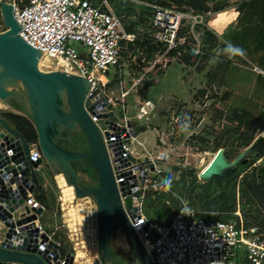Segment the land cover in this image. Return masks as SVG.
I'll return each mask as SVG.
<instances>
[{
  "label": "built area",
  "instance_id": "1",
  "mask_svg": "<svg viewBox=\"0 0 264 264\" xmlns=\"http://www.w3.org/2000/svg\"><path fill=\"white\" fill-rule=\"evenodd\" d=\"M5 2L13 4L21 27L20 35L28 44L40 51L54 50V55L69 57L71 63H80L90 87L98 91L97 98L103 96L108 101L107 110L100 109L99 112L107 115L111 112L113 119L91 118L101 130L114 175L120 177V188L121 183L137 188L131 195L133 208L138 209L135 213L137 219L133 221L128 216L150 256L151 264H238L237 257L241 254L244 255V264H264V231L258 224L246 226L243 221L238 225L232 220H207L186 202L166 224L150 222L143 210L148 188L165 191L168 186L162 178L159 158L141 160L132 148L134 143H139L140 127L148 126L149 118L153 117L156 103L149 98L136 100V113L130 116L128 98L130 94L137 93V88L158 67L164 70L170 62L179 60L182 55L179 48L186 42V38L179 37L186 14L148 4L154 9L151 46L156 51L150 54L146 46L139 47L140 56L136 61L131 50L143 40L138 34L127 32L123 17L116 14L108 0ZM120 63L119 93L114 96V92L105 91L104 83L108 81L103 78L110 71V66ZM254 71L264 75L261 68L254 67ZM126 77L131 78L129 89L125 87ZM5 134L9 136L11 145L16 142L17 138ZM2 142L3 138L0 144ZM161 142L164 143L163 139ZM29 144L34 147L28 155L17 150L16 146L5 145L1 151L0 199L2 194L8 197V190L13 188L19 191L23 202L11 210L0 201V246L6 248L11 243L35 249V253L44 255L49 264H68V255L71 254L73 264H77L76 247L67 255L63 254L62 243L42 224L48 208L39 198V189L45 188V184L40 181L35 185L32 174L38 175L42 171L45 159L37 142ZM115 150L119 155H115ZM8 222L14 224L13 233H10ZM120 230L123 228L119 227L116 232ZM97 258L98 253L88 264H94Z\"/></svg>",
  "mask_w": 264,
  "mask_h": 264
},
{
  "label": "rangeland",
  "instance_id": "2",
  "mask_svg": "<svg viewBox=\"0 0 264 264\" xmlns=\"http://www.w3.org/2000/svg\"><path fill=\"white\" fill-rule=\"evenodd\" d=\"M129 1L145 4L140 0ZM250 1L248 0V4ZM240 7L238 3H229L222 12L211 13L207 17L186 14L187 17L182 24L185 30L189 28L186 35L194 36L193 25L198 24L197 21L202 22L217 37L219 48L212 53V56H202L196 49L195 55L198 57H191L189 61L182 53L179 60H173L166 69L161 70L164 74L158 75L157 72H152L137 88V93L129 95L127 104L130 116L136 113V100H143L148 96L156 103L153 117L149 118L148 126L140 127L139 143H134L132 148L141 160L159 158L162 175L167 173L170 179L175 181L180 180L183 173L188 177L191 176L189 174L191 171L201 183L208 182L213 175L223 177L248 151L241 148L240 142L236 140L234 128L229 129L230 125L226 119L230 110L242 109L259 114L264 106V75L254 71V67L264 69V33L262 26L252 14L244 13L245 11H241ZM5 30L0 11V32ZM223 44L237 46L243 49L244 54L230 58L229 54L223 53ZM131 51L132 58L137 61L140 56L139 46ZM225 63L229 65L226 72H224L227 66ZM109 70L111 74L114 73L113 66H110ZM105 81L108 82L104 83V86L110 82V80ZM150 83L155 85L150 87ZM227 84L231 89H227ZM125 85L127 89L131 87L130 77H126ZM119 87L120 84L116 90L109 92H114L112 95L117 96ZM14 88L23 93V101L28 110V101L21 83L17 82ZM0 113L14 114L1 100ZM184 124L189 125L187 130H182L181 126ZM162 139L164 143L161 142ZM220 144L226 145L219 148ZM57 174L55 168L45 160L38 176L45 184V189L53 194L55 209L47 211L42 218V224L48 232H54L55 236L59 234V240L68 250L74 251L73 248L76 247L77 253L83 251L92 259L98 252V234L97 232L94 234L95 243L91 245L89 242L91 237L85 234L78 221L69 220L68 210L63 205L61 189L55 179ZM188 181H191L190 177ZM168 184V189L165 191L150 187L147 192L170 193ZM174 197L180 203L179 209L183 202L188 204L187 197L181 190H176ZM87 198L89 200L75 195L73 205L76 210L81 208L84 211H91L93 224L98 231L100 216L97 204L94 198ZM167 203L172 208L168 218L171 220L179 209H174L171 206L172 202L167 201ZM143 210L145 213L144 205ZM239 213L241 222L245 224L247 222L245 213L241 211ZM121 235H125L124 230L115 233L112 240ZM86 260L79 258L77 264L79 262L86 264Z\"/></svg>",
  "mask_w": 264,
  "mask_h": 264
},
{
  "label": "water",
  "instance_id": "3",
  "mask_svg": "<svg viewBox=\"0 0 264 264\" xmlns=\"http://www.w3.org/2000/svg\"><path fill=\"white\" fill-rule=\"evenodd\" d=\"M0 11L6 27L4 32H0V100L10 105L13 102L20 103L23 96L14 87L17 82L21 83L31 121L37 132V145L44 159L58 174L65 176L78 198L95 199L100 224L97 236L98 258L94 264H116L112 238L119 227L123 228L140 264H151L150 256L129 218L133 221L137 219L135 213L138 209L133 208L131 196L137 188H129L124 183L120 184V188V177L114 175L101 130L91 118L113 119L111 112L109 115L99 112L100 109L107 110L108 101L103 96L97 98L98 91L90 87L80 63H71L69 57L54 55V50L40 51L21 37V27L12 3L0 2ZM71 131L83 133L89 146L87 152L75 149ZM5 133L17 138L16 142L11 145ZM2 138L4 142L0 144V157L5 145L16 146L17 150L27 155L34 147L5 117H0V141ZM61 142L70 148L61 147ZM115 155H119L117 150ZM151 168L154 169L153 166ZM77 171L96 177L98 186L90 187L81 183ZM32 177L34 184L38 185V175L33 173ZM8 193V197L2 194L0 201L13 210L23 202V198L16 189L10 188ZM8 225L11 226L10 233H13L14 224L8 222ZM73 260L74 257L69 254L68 264H73ZM12 263L49 264L44 255L35 253V249L11 243L6 248L0 246V264Z\"/></svg>",
  "mask_w": 264,
  "mask_h": 264
},
{
  "label": "trees",
  "instance_id": "4",
  "mask_svg": "<svg viewBox=\"0 0 264 264\" xmlns=\"http://www.w3.org/2000/svg\"><path fill=\"white\" fill-rule=\"evenodd\" d=\"M108 1L116 14L123 17L127 32L138 34L143 40V42H138V46H146L150 54L156 50L151 46L153 33L151 22L154 18V9L148 4H157L184 14L207 17L211 13L222 12L229 3H238L241 5V11H245L246 14L250 12L260 23L264 33V0H251L249 4L248 0H140L145 4L129 0ZM188 29L182 28L179 32L180 38H186L185 45L179 49L187 61L191 57H198L195 55L196 49L202 56H212V53L219 48L217 37L213 31L207 29L204 23L194 25V36L193 34L189 37L186 35ZM196 36L197 39H195ZM222 47L223 53L228 54L225 51L228 46L223 44ZM228 66V64L225 66L224 72L227 71ZM121 70L122 63L114 66L113 74L109 71L104 76V80H110L104 86L106 92L118 88ZM155 72L158 75L164 74L160 67ZM154 85L155 83L149 84L150 87ZM147 98L148 96L145 97ZM3 117L21 133L27 142H37V132L28 117L10 113L4 114ZM226 121L230 125L229 129L234 128L237 135L236 140L240 142L241 148L248 149L246 155L223 177L213 175L205 183H201L192 171L189 173L191 181H188L189 177L184 173L178 181L170 179L167 173L163 174L162 178L170 181L168 184L170 193L147 192L143 205L146 209L145 215L150 222L154 220V223L166 224L169 221L172 208L167 201L172 202L171 206L178 210L180 203L174 197V192L181 190L187 197L188 205L196 210L199 209L200 215L207 220H235L240 225L239 211H241L245 213L246 226L258 224L264 231V108L258 116L246 110H230ZM225 145L220 144L219 148ZM39 192L42 203L49 211H53L55 209L53 194L43 187H40ZM162 221L163 223H160ZM59 237V234L56 235L57 240L60 239ZM61 250L65 255L70 252L63 243ZM237 263H245L244 255H238Z\"/></svg>",
  "mask_w": 264,
  "mask_h": 264
},
{
  "label": "bare ground",
  "instance_id": "5",
  "mask_svg": "<svg viewBox=\"0 0 264 264\" xmlns=\"http://www.w3.org/2000/svg\"><path fill=\"white\" fill-rule=\"evenodd\" d=\"M55 179H56V182H57V184H58V186H59V188L61 189V192H62L63 205L65 206V209L68 210V216L70 217V219L69 218L68 219L69 220H73V221L74 220L78 221V223L81 225L82 230L85 231V234L88 235L89 237H91L89 242H91V245H94V243H95L94 242L95 241L94 240L95 239L94 238L95 237L94 236V234H95V226L93 224L94 220H93V215H92L91 211H89V210L88 211L87 210L84 211L81 208L79 210H76L74 208V205H73V202H75L74 201V199H75L74 187L67 183V180H66L65 176L62 173L57 174ZM84 199L87 200L88 198L86 197ZM97 234H98V232H97ZM116 244L118 246H120V247H126L127 246L124 237L117 238L116 239ZM79 258L87 259L86 260L87 263L92 261V259L87 257L86 253L83 252V251H80L78 253V259ZM78 264H83V262H79Z\"/></svg>",
  "mask_w": 264,
  "mask_h": 264
},
{
  "label": "crops",
  "instance_id": "6",
  "mask_svg": "<svg viewBox=\"0 0 264 264\" xmlns=\"http://www.w3.org/2000/svg\"><path fill=\"white\" fill-rule=\"evenodd\" d=\"M226 86H227V89H231L228 84ZM22 101H23V99H22ZM1 102H3V101H1ZM3 103L8 105L10 107L11 112H13L14 114H20V115L26 116V117H28L31 120L29 109L27 110L26 104H25L24 101H23V103H21V102L20 103H14L13 102L12 105L14 104L16 106V108H13L10 104H7L5 102H3ZM262 109H263V107L260 109V113H261ZM253 114L255 116L259 115L258 113H253ZM0 117H3V115L1 113H0ZM79 133L83 136V138H84L83 140L84 141L82 143V149L79 148L77 150L78 151H82V152H87L89 150V146H88L87 140H86L85 136L83 135V133L81 131H79ZM77 176H78L79 181L81 183L85 184L86 186H90V187H97L98 186V181H97L96 177H94V176L83 175L79 171H77ZM119 237H124L125 242L127 244L126 247H120V246H118L116 244V239L119 238ZM117 238L112 240V242H113L112 250H113L114 257H115L116 261H118L119 264H123V263L140 264L139 257L134 252L133 248L131 247L126 235H121V236H118ZM94 257L92 259H94ZM86 264H88V263L86 262Z\"/></svg>",
  "mask_w": 264,
  "mask_h": 264
},
{
  "label": "flooded vegetation",
  "instance_id": "7",
  "mask_svg": "<svg viewBox=\"0 0 264 264\" xmlns=\"http://www.w3.org/2000/svg\"><path fill=\"white\" fill-rule=\"evenodd\" d=\"M17 93H19L20 95L23 96V100H24V95L22 92H18L19 90H16L14 89ZM21 103H23V101L21 100ZM13 108H16V106L13 104L11 105ZM71 135H72V138H73V141H74V145H75V149H79L81 148L82 149V143H83V136L79 133V131H71ZM60 146L65 148V149H69L70 147L65 144L64 142H61L60 143ZM78 151V150H77ZM116 264H119L118 261H116Z\"/></svg>",
  "mask_w": 264,
  "mask_h": 264
},
{
  "label": "clouds",
  "instance_id": "8",
  "mask_svg": "<svg viewBox=\"0 0 264 264\" xmlns=\"http://www.w3.org/2000/svg\"><path fill=\"white\" fill-rule=\"evenodd\" d=\"M225 51L229 54V57L231 58V56H235V55H243V49L237 47V46H232L229 45ZM189 127L188 124H184L181 126L182 130H187V128ZM165 183H170V181H165ZM182 214H183V210H181Z\"/></svg>",
  "mask_w": 264,
  "mask_h": 264
}]
</instances>
